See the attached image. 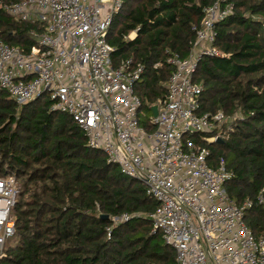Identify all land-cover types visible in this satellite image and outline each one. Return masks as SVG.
Segmentation results:
<instances>
[{
  "label": "trees",
  "instance_id": "1",
  "mask_svg": "<svg viewBox=\"0 0 264 264\" xmlns=\"http://www.w3.org/2000/svg\"><path fill=\"white\" fill-rule=\"evenodd\" d=\"M22 0H0V41L28 53L42 27L19 22L3 7ZM233 14L218 24L214 46L220 57H203L192 76L201 87L197 114L239 115L222 143L206 144L212 167L222 160L231 178L224 189L229 199L255 205L244 222L256 239L264 235V0H229ZM215 0H122L112 19L107 42L114 68L131 60L145 66L136 94L141 109L167 95L173 68L169 54L188 56L203 10ZM135 32V38L127 37ZM156 63L157 70L152 69ZM45 93L23 105L0 92V175L15 176L20 185L15 206V246L7 244L1 264H175V252L149 220L123 215L154 212L158 203L144 186L124 177L105 156L87 147L81 130L66 114L52 110ZM144 127L154 131L146 120ZM142 124V125H143ZM224 126L223 128H225ZM224 130V129H223ZM210 137L211 135L207 134ZM108 216L107 220L101 218Z\"/></svg>",
  "mask_w": 264,
  "mask_h": 264
},
{
  "label": "built area",
  "instance_id": "2",
  "mask_svg": "<svg viewBox=\"0 0 264 264\" xmlns=\"http://www.w3.org/2000/svg\"><path fill=\"white\" fill-rule=\"evenodd\" d=\"M122 0H22L3 7L19 22L42 27L31 31L36 43L28 53L0 41V92L19 109L45 93L52 110L68 115L83 133L87 147L106 163L144 186L158 203L154 212L123 215L147 219L175 252V264H264V235L256 239L244 222L251 199L231 201L224 185L231 178L221 160L209 163V152L186 136H205L206 144L227 138L239 115H198L201 87L192 81L203 57H220L214 46L216 27L233 14L229 0H215L203 10L187 57L169 54L173 68L167 95L157 101V116L139 123L141 100L136 86L146 71L131 60L114 68L108 31ZM135 32L127 38H135ZM159 63L152 66L157 70ZM226 126L225 128H223ZM224 129V130H223ZM211 135L210 137L206 136ZM20 185L15 176L0 175V264L15 235L12 209ZM258 205H264L260 194Z\"/></svg>",
  "mask_w": 264,
  "mask_h": 264
},
{
  "label": "rangeland",
  "instance_id": "3",
  "mask_svg": "<svg viewBox=\"0 0 264 264\" xmlns=\"http://www.w3.org/2000/svg\"><path fill=\"white\" fill-rule=\"evenodd\" d=\"M147 115H148V113H147L144 109H141V110H140L139 117H138V119H139V123H140V124H142V122L145 120V118H147ZM187 138H189V137L186 136V137H185V140H186ZM10 242H11V243H10L11 246H15V244H16V238L13 239V240L10 241Z\"/></svg>",
  "mask_w": 264,
  "mask_h": 264
},
{
  "label": "water",
  "instance_id": "4",
  "mask_svg": "<svg viewBox=\"0 0 264 264\" xmlns=\"http://www.w3.org/2000/svg\"><path fill=\"white\" fill-rule=\"evenodd\" d=\"M150 111H151L153 117L157 116V106L156 105H153L152 107H150ZM216 143H222V141L221 140H217ZM101 218L104 219V220H107L108 216L102 215Z\"/></svg>",
  "mask_w": 264,
  "mask_h": 264
}]
</instances>
